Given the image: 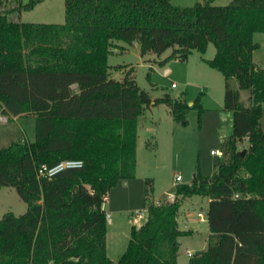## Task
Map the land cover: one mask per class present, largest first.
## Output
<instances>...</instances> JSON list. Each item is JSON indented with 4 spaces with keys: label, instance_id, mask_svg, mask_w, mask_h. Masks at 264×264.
<instances>
[{
    "label": "trees",
    "instance_id": "16d2710c",
    "mask_svg": "<svg viewBox=\"0 0 264 264\" xmlns=\"http://www.w3.org/2000/svg\"><path fill=\"white\" fill-rule=\"evenodd\" d=\"M43 1L0 0V115L36 118L34 140L0 147V186L15 187L28 204L25 213L0 219V264H178L179 237L191 231L180 229L177 215L182 199L193 195L210 199V236L189 264H264V68L253 59L264 0L191 6L65 0L64 23L12 17ZM121 43H137L142 56L172 49L168 59L183 60L214 43L216 54L206 61L225 76L224 109L233 113V129L217 173L198 170L190 183L176 185L174 200H149L147 220L132 226L126 251L113 260L103 204L112 188L136 175L140 117L158 103L170 106L176 120L189 109L169 93L153 99L134 67L114 77L109 55ZM240 89L250 91V106ZM64 159L84 164L39 175L43 164ZM152 191L150 185L147 198Z\"/></svg>",
    "mask_w": 264,
    "mask_h": 264
},
{
    "label": "rangeland",
    "instance_id": "374dc122",
    "mask_svg": "<svg viewBox=\"0 0 264 264\" xmlns=\"http://www.w3.org/2000/svg\"><path fill=\"white\" fill-rule=\"evenodd\" d=\"M27 1L23 0L24 3ZM202 1L172 0V3L191 6ZM230 2L213 0L215 5ZM12 15L14 19L26 22L64 23L65 0H44L31 10ZM254 40L259 46L253 59L264 68V32H256ZM121 44L123 49L114 48L109 55L114 77L121 79L126 70L134 67L135 79L153 99L169 93L187 102L189 109L184 120H176L170 106L158 103L146 109L142 119H139L136 175L112 188L103 204L112 219L107 229V253L113 260H118L126 251L134 218L137 227L147 220L146 203L149 200L156 204L174 200L176 185L190 183L198 170L205 176L217 173L222 156L212 151H223V141L233 129L232 113L228 115L230 111L224 109L225 76L206 61L216 54L214 43H210L204 53L194 50L186 60L179 57L168 59L172 49L161 55L142 56L139 46ZM119 64L127 66L122 70L115 69ZM167 69L169 74H166ZM173 83L175 86H172ZM231 84L239 89L236 79H232ZM240 92L241 102L250 106V91L240 89ZM261 124L264 129V113ZM35 134V116L0 115V147L12 141L30 142L35 139ZM247 145L246 139L240 148ZM178 175L180 180L176 179ZM150 185L152 196L147 198L146 189ZM209 201V197L203 195L185 197L181 201L177 215L179 227L191 232L179 237L178 264H189L192 256L208 247ZM27 208L28 204L15 187L0 186V219L7 212L23 214ZM199 212L204 214L205 219H200Z\"/></svg>",
    "mask_w": 264,
    "mask_h": 264
},
{
    "label": "built area",
    "instance_id": "2783aa9c",
    "mask_svg": "<svg viewBox=\"0 0 264 264\" xmlns=\"http://www.w3.org/2000/svg\"><path fill=\"white\" fill-rule=\"evenodd\" d=\"M170 70L167 69L166 70V74H169ZM172 86H175V83L172 84ZM212 153H217L221 156H223V151H212ZM84 164L83 160L81 159H64L61 160L60 162H58L57 164L53 165V166H48L46 164H43L40 168H39V175L40 176H46V177H53L54 175H56L57 173L66 170V169H75V168H80L82 167ZM177 180L181 179V176L178 175L176 177ZM239 195L236 194V197H238ZM198 216L200 217V219H205V216L202 212L198 213Z\"/></svg>",
    "mask_w": 264,
    "mask_h": 264
},
{
    "label": "crops",
    "instance_id": "0c3cea01",
    "mask_svg": "<svg viewBox=\"0 0 264 264\" xmlns=\"http://www.w3.org/2000/svg\"><path fill=\"white\" fill-rule=\"evenodd\" d=\"M135 45H137V46H139L137 43H135ZM253 58H254V55H253ZM256 63V62H255ZM257 64V63H256ZM258 65V64H257ZM259 66V65H258ZM230 113H232V112H228L227 114L228 115H230ZM232 121H233V113H232ZM233 123V122H232ZM247 143H248V140H247ZM106 210V209H105ZM107 215H108V225L110 224V223H112V219H111V216H110V214L107 212ZM133 224L135 225V224H137V222H136V219L134 218V221H133ZM133 226V225H132ZM139 226V225H138Z\"/></svg>",
    "mask_w": 264,
    "mask_h": 264
},
{
    "label": "water",
    "instance_id": "95a60500",
    "mask_svg": "<svg viewBox=\"0 0 264 264\" xmlns=\"http://www.w3.org/2000/svg\"><path fill=\"white\" fill-rule=\"evenodd\" d=\"M140 119H142V117H140Z\"/></svg>",
    "mask_w": 264,
    "mask_h": 264
}]
</instances>
